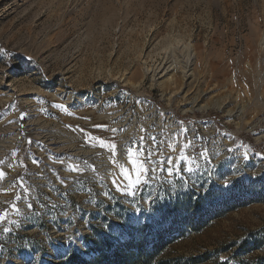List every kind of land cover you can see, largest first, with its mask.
Returning a JSON list of instances; mask_svg holds the SVG:
<instances>
[{"label": "rangeland", "instance_id": "374dc122", "mask_svg": "<svg viewBox=\"0 0 264 264\" xmlns=\"http://www.w3.org/2000/svg\"><path fill=\"white\" fill-rule=\"evenodd\" d=\"M263 35L264 0H0V264H257Z\"/></svg>", "mask_w": 264, "mask_h": 264}, {"label": "trees", "instance_id": "16d2710c", "mask_svg": "<svg viewBox=\"0 0 264 264\" xmlns=\"http://www.w3.org/2000/svg\"><path fill=\"white\" fill-rule=\"evenodd\" d=\"M201 228L202 227L199 222L192 225V230L194 231H199ZM178 239L180 238H177L174 241H178ZM174 241L169 242V244H174ZM261 245L262 241L260 239L258 240L257 238H253L252 240H245L239 244L238 249L237 251H235L232 258L238 260V264H249L248 262H245L243 260V257L246 254L261 248ZM156 247V250H154L153 252H148L147 254H140L135 262H125V264H151L160 254V252L158 251L159 246ZM263 258L260 259L257 264H264ZM221 264H229V262H223Z\"/></svg>", "mask_w": 264, "mask_h": 264}, {"label": "snow or ice", "instance_id": "6c2138e0", "mask_svg": "<svg viewBox=\"0 0 264 264\" xmlns=\"http://www.w3.org/2000/svg\"><path fill=\"white\" fill-rule=\"evenodd\" d=\"M137 103H139V101H137ZM161 115H163V113H161ZM22 118H23V117H22ZM97 127H101V126H97ZM101 143H103V142H101ZM112 147L115 148V145H113ZM182 155H183V154H182ZM187 160H188V158H185V159L183 160V162L185 163V165H187ZM149 162H152V161H150V157H149ZM179 162H180V161H178L177 165H173V158H172V157H168V158H166V159H162L159 163H161V164H163V163H167L168 167H167V169H164V168L162 167V168H161V171H167L169 174H179V168H178V164H179ZM152 163L155 164V163H157V162H152ZM174 167H176V169H177V171H176L175 173L173 172V168H174ZM192 170H193L192 168L187 167V166L184 168V171H189V172H190V171H192ZM144 171L147 172L148 169H145ZM151 171H152V172H155V171H156L155 167H153V168L151 169ZM2 176H3V172H0V177H2ZM113 183H114L115 185H117L118 190H120L121 188L126 187V186H124V185H120L118 181H113ZM105 195L108 196L109 194H108V193H105ZM27 206H28L29 210H31V209L33 208V204H31V203H29ZM40 207H41V208H44V207H49V206H48V205H45V204H43V203H41V204H40ZM50 207H51L52 210H55L56 207H57V205H56V204H52ZM4 219H5V216H4V215H0V221H3ZM4 231H5V232H8L9 229H8V228H4Z\"/></svg>", "mask_w": 264, "mask_h": 264}, {"label": "bare ground", "instance_id": "6f19581e", "mask_svg": "<svg viewBox=\"0 0 264 264\" xmlns=\"http://www.w3.org/2000/svg\"><path fill=\"white\" fill-rule=\"evenodd\" d=\"M264 36V35H263ZM261 45L264 47V37L261 39ZM191 57H189L190 60ZM166 63V62H165ZM162 65V64H161ZM166 65V64H165ZM173 64L168 65L166 67H159L157 70L153 71V74L151 75L154 80L161 78L164 75H167L171 70H173ZM10 133H15V131H12ZM5 134V133H4ZM5 138V136H4ZM1 143V142H0ZM58 149V148H57ZM61 150V149H60ZM62 152V151H61Z\"/></svg>", "mask_w": 264, "mask_h": 264}]
</instances>
